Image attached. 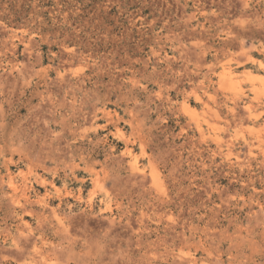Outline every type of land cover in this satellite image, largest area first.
Listing matches in <instances>:
<instances>
[{"label":"rangeland","instance_id":"rangeland-1","mask_svg":"<svg viewBox=\"0 0 264 264\" xmlns=\"http://www.w3.org/2000/svg\"><path fill=\"white\" fill-rule=\"evenodd\" d=\"M261 10L256 0H0V177L5 162L10 174L0 182V264H38L9 245L23 227L4 191L12 183L23 198L36 173L50 175L52 163L35 168V157L72 106L77 141L93 145L99 171L109 159L107 170L129 175L120 155L127 139L145 173L131 179L139 186L130 196L106 184V213L96 209L99 187L84 191L95 195L93 213L63 206L78 215L72 249L51 236V218L42 222L50 228L44 247L59 254L52 264H264ZM90 108L113 117L98 115L107 129L97 138ZM148 162L160 174L157 188ZM24 220L32 243L37 222Z\"/></svg>","mask_w":264,"mask_h":264},{"label":"bare ground","instance_id":"bare-ground-1","mask_svg":"<svg viewBox=\"0 0 264 264\" xmlns=\"http://www.w3.org/2000/svg\"><path fill=\"white\" fill-rule=\"evenodd\" d=\"M256 1H257L258 8L261 9V7L264 5V0H256ZM245 4L248 5L249 2L246 1ZM261 11L264 16V10H261ZM257 16H259V14ZM257 19H258L257 22L264 23V17L262 16L257 17ZM252 34H256V32L252 31ZM192 96L194 97L196 101L202 102V96L198 92L192 91ZM186 102H183L184 108H188V105ZM93 109L91 110L93 111L92 113H94ZM70 110L72 111V113H68V115L70 116L62 117V120L60 122L61 133L59 134V136L56 135L54 138L51 139V142L48 143V146L50 144V147L47 151L45 150L46 151L45 154H44V151L41 153L44 155V157H40L43 160L40 159L38 156H37L38 159H36L35 157V160H37V163L33 165L35 168L44 169L47 162L52 163L53 165L52 169L49 168V170L51 169L50 175L45 176L43 174L38 175L36 173L33 176L34 181L29 186V188L31 189V193L29 195L28 193L25 194L23 198L18 197L17 188L12 183H9L7 191H4L6 199L8 200L7 201L8 205L10 206V207L8 206L6 209L13 213V216L17 219L18 224H20V226H22L23 228H26L27 233H30L33 235H34L33 229L29 227L28 223L24 220V217L33 218L37 222L36 225H38V227L35 228L37 232L36 238L32 243H27L28 238L26 237L27 239H25L26 235L22 231L23 228L21 229L17 227L16 230L18 231L20 236H23V239H18V238H14L10 236L8 237V239L13 240V241L10 242L9 245L12 247H15L16 248L15 250L18 249L17 255L27 256L30 259H32L34 262H37L38 264H52L54 260L56 261L58 260V256L56 255H59V254L57 253L54 246L50 245L48 247H44L47 244V241L49 238L47 237V233H48L47 230L50 229L49 226L51 227V230H52L51 236L53 238H56L59 241L65 240L66 241L65 243L68 244V245L66 244V246H68V249H70L72 245H74L76 242V238L75 236H73L74 234H72V230L74 231L75 227L77 229L76 217H78V215L77 216L71 215V214L65 215L66 213L65 214L61 213V211H63L62 208L64 205L68 206L70 212H72L73 208L76 205L84 204L86 209H88L89 212L93 213L94 208L96 207V203H95L96 200L94 198L95 196L94 193L91 192L90 190H92V188L99 187L103 189V193L100 197V200L98 201V205L96 209H98V213H106L110 211V204H109L110 200H108L109 193L106 189H104L106 184L109 183L110 188H113L114 189L113 191L116 190L119 195L121 194L125 195L127 193L130 196L133 193H135L133 188H134V185L136 184L134 181L130 182L131 179H134L135 178L134 175L137 173L138 174L145 173L144 171L145 167H143V165L141 166L140 161H139L140 159L138 155H136L134 149L132 148L133 143H131L127 139L123 140L122 142L123 148L122 150H120V155H125L129 159L128 160V167L130 171V172L128 171L129 175L127 174V176L123 178L120 173L121 170H119L118 168H114V167L110 169L111 172L110 170H107L106 168L110 165L108 163L109 159H104L102 161V163L100 164L102 169L101 171H99L97 168L98 163L95 162L96 160L95 158L98 156V153L94 150L93 145H92V148L83 150V148L81 147V142L84 137H81L80 143H78L77 141L76 130L79 127V124L81 122L79 123L78 118H77L78 111H76V109L73 106L70 108ZM97 111L98 112L95 111L94 113L95 116L92 114L94 116L93 122L95 126L93 129L94 131L93 135L95 138L98 137V130L107 129V125L105 123L104 124L98 123L99 118L101 119V117H99L98 115L99 114L103 116L105 115L107 117L105 118L106 121L112 120L113 118L110 111L105 108L99 109ZM78 115L80 116L79 113ZM60 116H63V115H60ZM85 119L86 117L83 116L82 120L84 121ZM201 124H202L201 122H197V125H196V127H198V130L200 131H202ZM107 134L103 135V138H102L103 140H108ZM86 136H88L87 139H89L90 143H92L93 141H92V138H90V134H86ZM61 138H63V140L65 139V142H66L65 147H60ZM116 146H117V143L110 142L108 146L110 148L109 155L114 152ZM139 150H140V156H141L140 158L144 160L146 158V155H145L144 146L143 144H141V142L139 143ZM148 165L150 169L149 175L151 179V185H155L154 188L156 186L158 187L159 184L161 183L159 182L160 174L155 169V167L154 168L152 167L151 163H149ZM3 168L5 171V174L0 177L1 184L5 182V178L9 179L10 177V174L8 173L9 172L8 163L6 164L5 162L3 164ZM46 169H48V167ZM142 176L144 177V175ZM144 178L146 179V177ZM147 179L149 180V178ZM139 180L140 179H138V181ZM86 186H90L91 189L90 190L88 189L89 191L85 193L86 195H84ZM137 186L139 185L136 184V187ZM140 189H142V187ZM158 189L161 190L160 187ZM136 191L140 193L139 189H137ZM48 219L51 220L49 223L50 225L48 227H44L45 229L43 230L40 229L39 225L42 228L43 226L42 222L47 221ZM64 252L66 253L67 251L65 250ZM67 254L70 255L69 253ZM62 256L64 255L62 254Z\"/></svg>","mask_w":264,"mask_h":264}]
</instances>
